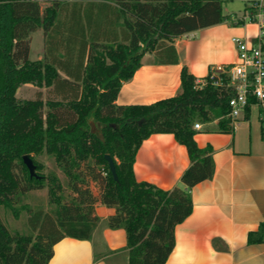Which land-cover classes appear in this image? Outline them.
<instances>
[{
    "label": "trees",
    "instance_id": "16d2710c",
    "mask_svg": "<svg viewBox=\"0 0 264 264\" xmlns=\"http://www.w3.org/2000/svg\"><path fill=\"white\" fill-rule=\"evenodd\" d=\"M108 1L119 6L127 35L119 42H92L84 74L74 77L81 84L68 86L69 97L44 101L41 95L19 100L16 94L26 84L61 90L60 83H70L61 78L59 64L29 59L30 35L38 29L44 34L52 29L60 4L53 1L42 9L40 0H0V207L18 216L16 204L21 197L45 187L43 175L30 176L25 155H31L37 171L43 165L35 156L54 158L70 191L65 196L58 177H50L54 207L50 212L32 213L29 224L35 236L11 232L0 218V264H49L54 246L62 239L89 240L99 220L98 205L114 210L108 226L125 231L129 264H166L175 247L176 226L193 211L190 190L214 177L213 148L198 146L194 125L219 119L217 130L232 132L227 118L232 89L214 87L210 74L201 87L183 67L176 96L149 105L120 106L116 101L145 54L154 53L162 64H177L174 41L224 22L223 6L229 0ZM66 42L71 51L72 38ZM83 56L77 55L79 61L68 56L65 63L82 67ZM90 122L96 125L95 133ZM154 134H173L185 146L191 163L181 178L185 188L165 191L137 181L136 155ZM106 155L114 159L118 181ZM91 183L99 187L98 193ZM247 242L264 243V223L248 234Z\"/></svg>",
    "mask_w": 264,
    "mask_h": 264
},
{
    "label": "crops",
    "instance_id": "0c3cea01",
    "mask_svg": "<svg viewBox=\"0 0 264 264\" xmlns=\"http://www.w3.org/2000/svg\"><path fill=\"white\" fill-rule=\"evenodd\" d=\"M42 1L45 7L53 1L60 4L58 19L47 34L38 29L30 35L29 59L59 64L61 78L70 83H60L61 90L55 86H24L33 87L44 101L45 94L48 99L62 100L70 95L69 85L81 84L75 82L74 77L84 74L91 43L119 42L127 32L117 12L119 6L114 2ZM256 3L263 6L264 24V0H255L248 13L239 14L226 12L228 5L224 4L223 13L227 17L224 22L187 33L174 41L177 64H162L154 53L145 54L132 79L123 84L116 103L149 105L176 96L181 90L183 67L202 83L216 67L236 63L238 52L232 39L240 37L253 43L260 33V23L249 21L256 19ZM239 21L246 23L238 24ZM69 38L72 45L75 44L71 51L70 43L66 42ZM35 42L40 45L37 52H34ZM79 54H84L82 67L65 63L68 56L79 61ZM20 90L22 86L16 97ZM218 123L219 119L210 123L196 122L201 128L195 129V140L201 148H213L215 174L211 180L190 190L193 211L176 226L175 247L166 264H264V243L249 245L247 242L248 234L264 223V140L259 110L255 105L247 109L230 133L217 130ZM190 164L185 146L179 144L173 134H154L140 147L134 173L137 181L169 191L175 187L185 188L181 178ZM113 213V209L98 205L95 214L99 220L91 238L62 239L54 246L49 264H129L125 231L108 226V218Z\"/></svg>",
    "mask_w": 264,
    "mask_h": 264
},
{
    "label": "built area",
    "instance_id": "2783aa9c",
    "mask_svg": "<svg viewBox=\"0 0 264 264\" xmlns=\"http://www.w3.org/2000/svg\"><path fill=\"white\" fill-rule=\"evenodd\" d=\"M256 19L260 23V33L255 42H248L244 38L232 39L238 52V60L230 66H218L211 73L210 78L214 87L232 89L234 95L228 101L231 126L252 106L259 110V120L264 129V24L262 22V4L256 3ZM207 82L200 83L203 87ZM195 124L194 129H200Z\"/></svg>",
    "mask_w": 264,
    "mask_h": 264
},
{
    "label": "rangeland",
    "instance_id": "374dc122",
    "mask_svg": "<svg viewBox=\"0 0 264 264\" xmlns=\"http://www.w3.org/2000/svg\"><path fill=\"white\" fill-rule=\"evenodd\" d=\"M254 1L255 0H232L225 4L226 6L228 5L226 12H230V13L235 12L237 14H239L240 12L248 13V11L250 10L249 9L250 5ZM41 3H42L41 7L44 8L45 4H43V1ZM35 38L36 37L32 38L33 41ZM36 42L34 43L33 46L34 52H37L40 49V45L37 44ZM157 58L159 59V57ZM34 91L35 90L33 87L22 85V90L19 91L17 99L34 100L39 96L37 94L38 92L37 91L34 92ZM45 95H46L45 99L47 100L49 97L47 94ZM44 111L46 112L47 108ZM34 159L38 163L43 165V169L41 171H37V173L45 177V184H44L45 187L43 189L30 191L21 197V201L18 204H16V208L18 209V216H16L14 212L10 210H6L3 207H0V218L11 232H18L20 234H25V235L33 234L35 236L37 232H33L29 224V219L32 213L38 209H43L44 212H50L54 207V205L51 204V196L49 193L50 177L52 175H56L58 177L59 181L65 188L64 191L65 196L70 195V191L68 188V179L65 176V174L62 172V170L58 167L54 158H52L47 154H44L41 156H35ZM90 186L95 193L99 192V187L97 185L91 183Z\"/></svg>",
    "mask_w": 264,
    "mask_h": 264
},
{
    "label": "water",
    "instance_id": "95a60500",
    "mask_svg": "<svg viewBox=\"0 0 264 264\" xmlns=\"http://www.w3.org/2000/svg\"><path fill=\"white\" fill-rule=\"evenodd\" d=\"M90 125H91V132L92 133H95L96 132V125L94 122H90ZM106 160L109 164V168H110V171L114 177V179L116 181H118V175H117V171H116V166H115V162H114V159L110 156V155H106ZM23 160H24V164L27 166L28 170H29V173H30V176L31 177H39L37 175V168H36V165L34 164V161L31 157V155H25L23 157Z\"/></svg>",
    "mask_w": 264,
    "mask_h": 264
}]
</instances>
